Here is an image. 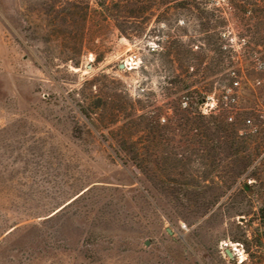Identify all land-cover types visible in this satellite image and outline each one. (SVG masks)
<instances>
[{
    "label": "rangeland",
    "instance_id": "374dc122",
    "mask_svg": "<svg viewBox=\"0 0 264 264\" xmlns=\"http://www.w3.org/2000/svg\"><path fill=\"white\" fill-rule=\"evenodd\" d=\"M0 264H264V0H0Z\"/></svg>",
    "mask_w": 264,
    "mask_h": 264
},
{
    "label": "trees",
    "instance_id": "16d2710c",
    "mask_svg": "<svg viewBox=\"0 0 264 264\" xmlns=\"http://www.w3.org/2000/svg\"><path fill=\"white\" fill-rule=\"evenodd\" d=\"M201 98H202V96L198 95V94L195 95V98L193 96V103H197V105L200 104L201 100H202ZM187 102L189 103V101H187ZM194 106L197 108V106L195 104H194ZM230 117H232V115L224 116V120L227 119V118H230ZM181 118H183L182 114L179 115V121H182ZM192 121L195 124V126H198V127L202 128L203 131H208L211 128H214L215 130L212 132L213 134H215V135L219 134V135L225 136L224 137L225 138V142H226L227 148L229 149V153L230 154H234L238 150V147L235 146V140L233 138V135L235 134V130L233 128L229 127V125L226 124L227 122L223 121V119H222V121L221 120L217 121V117L214 116V114H212V117L205 119L203 114H200V113L196 112V117ZM179 123H182V122H179ZM229 123H232V122H228V124ZM219 145L220 144H212L210 146V148L211 149H216L217 146H219ZM248 158L249 157L242 158V162H243L242 165L247 163ZM238 159L239 158L237 157V160ZM136 164L141 169L144 168L143 167V162L137 161ZM152 182L157 187H163V185L165 183V181H161V180H152ZM245 183H247V182H245ZM175 189H176V187H171L170 188V190H172V191H174Z\"/></svg>",
    "mask_w": 264,
    "mask_h": 264
},
{
    "label": "built area",
    "instance_id": "2783aa9c",
    "mask_svg": "<svg viewBox=\"0 0 264 264\" xmlns=\"http://www.w3.org/2000/svg\"><path fill=\"white\" fill-rule=\"evenodd\" d=\"M134 57H137V54H135ZM260 66L262 67L263 66V63H260ZM238 83H239V80H235V84H238ZM230 89H232V88H229V90ZM232 98L235 99L234 96ZM185 103H187V100H185ZM230 118H232V117H230ZM248 121L251 122V118H248Z\"/></svg>",
    "mask_w": 264,
    "mask_h": 264
}]
</instances>
